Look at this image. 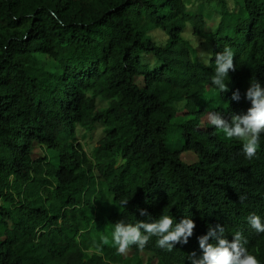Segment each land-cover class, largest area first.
<instances>
[{"label": "trees", "instance_id": "1", "mask_svg": "<svg viewBox=\"0 0 264 264\" xmlns=\"http://www.w3.org/2000/svg\"><path fill=\"white\" fill-rule=\"evenodd\" d=\"M190 4L0 0V264H190L217 224L264 264V234L248 223L264 220V136L247 159L202 120L246 114L250 84L264 85V0H217L209 31L212 14ZM225 47L235 71L221 92L211 81ZM97 125L88 155L78 135ZM161 215L193 219L187 245L169 252L152 237L117 251V222Z\"/></svg>", "mask_w": 264, "mask_h": 264}, {"label": "clouds", "instance_id": "2", "mask_svg": "<svg viewBox=\"0 0 264 264\" xmlns=\"http://www.w3.org/2000/svg\"><path fill=\"white\" fill-rule=\"evenodd\" d=\"M201 58L206 66L212 59L207 53H201ZM214 63L215 74L211 83L221 92H227L228 87L225 81L229 80V73L235 71L232 49L225 47L223 51L217 52ZM245 97L251 103L246 114L233 115L229 122L221 112H210L208 120L210 125L221 130L226 138L242 141L245 158L252 159L264 136V85L258 81L251 83ZM239 99L237 90L233 93L232 100L239 101ZM139 211L141 216L148 215L144 209ZM248 223L257 234H264V220L260 216L250 215ZM195 228L196 224L191 217H185L180 222H176L171 215H161L150 222L137 221L135 224L121 220L114 225L112 242L117 251L123 254L132 246L143 250L149 240L156 237L157 247L171 252L177 244L187 245ZM224 233L225 229L220 224L215 227L210 226L206 235L197 238L202 254L197 257L196 253H192L189 256L190 264H259L257 258L245 247L247 241L243 233L236 232L231 241Z\"/></svg>", "mask_w": 264, "mask_h": 264}, {"label": "rangeland", "instance_id": "3", "mask_svg": "<svg viewBox=\"0 0 264 264\" xmlns=\"http://www.w3.org/2000/svg\"><path fill=\"white\" fill-rule=\"evenodd\" d=\"M225 1L231 4L232 0H225ZM216 5H217V0H198V1L191 0V4L188 7V12L191 14H202V15L211 13L212 14L211 18L204 20V23H205L204 30L209 31L210 28L208 27V25L210 24L207 25L208 20L210 19V21H212L214 24L217 23L218 17H217V11H215L217 9ZM184 37L187 40H189L191 44L196 46V49L198 50V54L200 57H201V53H206L205 48L201 45V43L190 35L189 28L186 29L184 33ZM135 83L138 86L142 85V81L140 78H136ZM202 120H203V123L208 122L209 121L208 115H206V117L203 118ZM78 137H79V141L82 144L84 151L88 155H90L94 146L96 145L98 140L102 137L101 126L97 125L96 127H94L91 131L87 133L80 132ZM183 159L187 163L193 160L192 155H185L183 156Z\"/></svg>", "mask_w": 264, "mask_h": 264}]
</instances>
